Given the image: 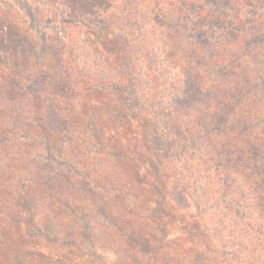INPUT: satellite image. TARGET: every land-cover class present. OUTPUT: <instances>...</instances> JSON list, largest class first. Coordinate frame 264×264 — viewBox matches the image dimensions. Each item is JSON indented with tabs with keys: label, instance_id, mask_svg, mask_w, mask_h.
<instances>
[{
	"label": "trees",
	"instance_id": "trees-1",
	"mask_svg": "<svg viewBox=\"0 0 264 264\" xmlns=\"http://www.w3.org/2000/svg\"><path fill=\"white\" fill-rule=\"evenodd\" d=\"M54 1H58L71 14L103 23V26L111 23L108 12L115 0ZM223 1L218 0L217 4H223ZM260 2L264 4L263 0ZM190 9H194L199 23L195 22L186 34L177 36L182 32L176 31V26L181 27L177 20L170 24L168 21L162 23L172 36L162 41L171 50L170 54L167 49L163 50V58L158 59L157 48L146 52L145 46L141 45L138 46L140 57L132 58L122 48V39L118 47L120 52L126 53V58L122 61L121 55L116 53L105 57L109 70L114 74L109 76L102 71L100 77L89 75L86 78L98 86L88 109L91 113L86 112L79 119V122L86 124L93 142L86 159L83 147L72 145L74 140L77 142L74 132L80 123L73 122L71 125L75 127L67 129L69 140L63 139L61 129H50L47 117L41 114L40 109V117L32 120V124L20 125L23 119L18 111H22L25 104L29 105L30 102L38 107L43 104L42 100L36 98L39 95L35 91H47L50 83L47 75L40 78L42 83H36L39 82L36 81L37 77L29 73L24 74L26 76L17 73L0 77V133L5 135L0 139V222H3V229L11 226L18 236L17 243L13 238H0V264H81L80 261L84 259L82 254L77 257L71 254L78 245L81 246L77 238L81 235L92 251L85 255L88 258L85 259L95 256L93 253H97V249L92 237L96 219H102L104 225L120 236L121 241L127 242L128 247L134 241L138 242L141 253L148 257L147 264H167L166 261H156L158 247L155 244L157 242L160 248L165 247L166 238L178 246L185 240L184 246L188 244L189 250L194 244L199 249L206 248L196 240L199 234L203 235L201 228L187 226L179 220L175 223L179 229L169 233L164 226V237L151 241L145 233L150 222L147 217H152L158 232L165 225L163 219L168 218L165 205H172V202L185 204L186 208L189 205L186 202L192 195L188 194L185 181L183 184H173V195L170 190L169 194L166 193L169 180L174 179L175 175V172L171 175L170 169L177 170L175 160L188 152L190 154L196 149L201 154L202 151L206 152L203 155L210 157L209 160L205 159L206 165L207 161L216 163L214 165L223 170L225 176L218 180L222 196L231 194V188L240 193V186H235L237 179L232 173H238L249 186L256 179L255 172L248 170L247 151L250 150L254 158L260 159V168L264 170V153H260L259 143L264 142V47L259 49L264 42L258 41L264 35V28L249 33L245 24L232 22V29L228 31L225 29L227 24L224 27L221 25L227 17L219 10L212 15L204 6L194 3ZM103 29L108 32L107 35L115 33V29L110 30L106 26ZM183 39H187V42H182ZM126 46L128 48L129 45ZM219 47L224 49L220 50ZM218 48L222 53L217 52ZM183 53L187 58L186 65L181 64L179 58ZM164 56H172L173 61L170 62L176 64L179 70L183 69V79L180 84L174 85L179 96L174 95L173 102L168 100L171 96L166 94L168 88L164 86L166 74L161 66ZM144 61L150 66L141 72ZM140 75L147 77L141 79ZM150 82L159 84L160 88L152 91L148 85ZM26 83H30V88ZM140 87H145L147 91H140ZM25 101L28 103L23 105ZM103 119H110L112 123L108 125L107 136L102 133ZM16 133L23 134L15 136ZM212 135L215 138L213 143ZM165 137L167 140H164ZM134 139L136 142L132 144ZM208 139L211 140L209 151L215 149V156L207 151ZM80 141L89 143L84 137ZM29 144L38 151L29 153ZM218 146L220 150H217ZM4 176L10 188L2 183ZM149 190L153 199L144 196ZM193 190L196 189L193 187ZM31 193L50 204V209L41 218L47 221L52 219L44 226L36 224L42 219L34 221L32 205L37 200L31 199ZM169 196H172L171 199ZM87 198L90 212H86L78 203ZM259 199L264 209V196ZM146 202L155 206L152 212L130 209L143 208ZM121 204L126 213L117 217ZM28 213L30 219L27 218L26 222ZM19 215L20 220L16 218ZM36 232L42 241L29 239ZM158 233L161 235V231ZM48 240L50 243H46ZM25 243L34 251L24 249ZM52 246H56L57 251L62 249L70 254L52 253L49 250ZM196 256V263L204 258L199 252ZM7 258L10 259L9 263Z\"/></svg>",
	"mask_w": 264,
	"mask_h": 264
},
{
	"label": "rangeland",
	"instance_id": "rangeland-1",
	"mask_svg": "<svg viewBox=\"0 0 264 264\" xmlns=\"http://www.w3.org/2000/svg\"><path fill=\"white\" fill-rule=\"evenodd\" d=\"M217 2L218 0H115L113 8L108 12L111 23L105 25L110 30L115 29L114 35L110 36L103 29L105 27L102 25L103 23H96L94 20L71 14L65 11L58 1L0 0V77H3L4 74L14 76L17 73L19 75L29 73V75L37 77L36 81L39 82L36 83H42L43 81L40 78L44 75H47L50 80L47 91L34 90L39 95L36 98L38 97L43 102L40 107L37 105L32 106L30 102L29 105H26L25 103H28V101L23 103V105L25 104L23 112L18 111L20 118L23 119L20 125L32 124V120L40 115L38 114L40 109L41 114L45 118L47 117V125L50 129L52 131L61 129L63 139L69 140L70 136L67 134V129L73 126L71 125L73 122L80 123L76 126L74 132L77 142L74 140L72 145L83 147L82 152L86 156L85 159L88 158L87 151L92 147L93 142L90 139V132L86 130V124L79 122V119L86 112L91 113L88 109L92 103V97L96 95L98 86L93 85L86 78L89 75L100 77L102 71L109 76L114 74L112 70H109V63L105 57L108 55L109 58L111 53H116L121 55L120 59L122 61L126 58V53L120 52L121 50L118 47L122 39L124 40L121 42L122 48L130 53L132 58L140 57L138 46L144 45L146 52L157 48L155 52L159 55L158 59H162L163 55L161 53L163 50L167 49V53H171V50L166 48L163 42L166 41L167 36L172 37L162 23L168 21L170 24L177 20L176 23L180 24L181 27L176 26V31H182L176 33L177 36L186 34V31L193 28L195 22L199 23L197 15L194 14V9H190L193 3L204 6L208 12H212V15H216L217 10L224 13L223 16L227 19L222 21L221 25L224 27L227 24L225 29L228 31L232 29L230 28L232 22L245 24L247 30L249 29V33L250 31L255 33L256 29L264 28V4L260 0H224V3L220 5ZM182 21L185 23H182ZM233 32L238 33V31ZM186 40L183 39L182 42L186 43ZM259 40L264 42V35L258 38ZM126 44L129 45L128 48ZM263 47L264 44L259 49L261 50ZM219 48L217 52L220 54L222 52L219 51ZM222 49L224 48H220V50ZM96 50L98 51L96 52ZM176 53L177 50H175L177 56ZM179 58L181 64L185 63L186 65L187 58H185L184 53ZM63 60L64 63H62ZM163 60L161 66L166 74L164 86L168 88L166 94L171 96V99L168 100L173 102V96H179L174 85L180 84L183 79L181 76V70L183 69L179 70L176 64L170 62L173 61L172 56H164ZM148 66L150 65H146L144 61L141 64V72L149 69ZM186 69L189 71V68L186 67ZM146 77L147 75H140L141 79ZM82 78L85 81L83 83H81ZM212 79H216V76ZM26 85L30 88V83H26ZM148 85L152 91L155 88H160V85L154 82H150ZM142 89L147 91L145 87L139 88L140 91ZM54 97H56V101ZM39 103L41 104V101ZM101 106L100 103L99 107ZM32 109L35 111L34 115ZM108 125H112L110 119H103L101 128L102 133L106 136V133H109ZM134 126L137 125L134 123ZM124 127L130 129L128 126ZM22 134L16 133L15 136ZM4 136L0 133V139ZM81 137H84L86 143L87 141L89 143L83 144L80 141ZM211 139L213 143L215 140L214 135ZM135 140L131 143H135ZM164 140H167V137ZM259 143L260 153H264V142L260 141ZM210 145L211 140L208 139L207 151L211 156H215L216 150L209 151ZM27 150L33 154L38 151V148L29 144ZM203 152L201 154L196 149L195 152L181 155V158L175 160L177 170L170 169L171 175H174V172L175 175L174 179L169 180L170 185L166 193L169 194L170 190L171 194L173 184H183L185 181L188 185V194L192 195H189V200L186 202L189 204L187 208L185 204L172 202L171 205L168 203L165 205V215H168V218L163 219L165 225L158 231H161V235L157 232L151 216L147 217L150 222L145 228V233L148 234L147 237L151 241H155L156 237H164V226H166L169 233L179 229L175 224L176 220H179L187 226H199L201 228L200 233H203V235L199 234L196 240L206 248L199 249L194 244L189 250L188 244L184 246L185 240H183L184 243H181L182 245L178 246L166 238L165 247L160 248L158 243H155L158 247H156V261H166L167 264H180V261L183 262L182 264H219V262L224 264H264V209L261 208L260 205L262 204L259 199L260 196H264V170L260 168L262 167L260 159L254 158L255 156L250 150L247 151L246 158L250 166L248 170L255 172L256 179L249 186L248 182L243 180L238 173H232L237 179L235 186H240V193L231 188L233 189L231 194L222 196V191H219L218 180L224 177L225 173L216 166V163L214 165L207 161L206 165L205 159L209 160L210 157L207 154H205V157ZM171 156L175 157L176 155L172 154ZM1 157L2 154H0ZM184 160L187 161L186 165ZM170 166L168 167L170 168ZM168 177L170 178V176ZM1 181L6 184V177H2ZM6 185L8 188L11 187L9 184ZM193 187L196 190L192 191ZM10 191L13 190L10 189ZM150 192V190L147 191L144 196L153 199L152 192ZM171 197L169 196L170 199ZM32 198L37 200L35 205H32L34 221L42 219L40 223L36 224L44 226L52 219L51 217L47 221L45 218H41L50 209V204L44 198L39 200L35 193H31ZM88 199L78 201L86 212H90ZM142 200L145 202L144 198ZM122 205L117 217L125 216L126 209ZM180 208H182L181 212H178ZM130 209L140 211L144 209L147 212H152L155 206L146 202L143 204V208ZM67 212L70 213L68 209ZM16 218L22 219L21 215ZM27 218L30 219L29 213L25 216L26 222ZM93 226L95 230L92 242L97 249V253H93L95 256L89 260L85 259L87 258L85 255L92 251L81 235L77 236L81 246L78 245V248L71 250L74 252L71 254L74 257L82 254L84 259L80 261L81 264L148 263V257L141 253L142 250L139 248L138 242L134 241L132 246L128 247L127 242L125 241V244L121 241L118 238L120 236H117L111 228L104 225L102 219H96ZM15 233L11 226L3 229V222H0V238L3 236L13 238L17 243L16 237L18 236ZM39 237L38 232H36L34 235H30L29 239L42 241V238ZM46 243H50L49 240ZM23 248L34 251L29 249L27 243L23 245ZM49 250L57 254H70L63 252L62 249L57 251L56 246H52ZM197 252L202 254L204 258L196 263ZM168 259L171 261H167ZM176 259H178V262ZM7 260L9 263L10 259L7 258Z\"/></svg>",
	"mask_w": 264,
	"mask_h": 264
}]
</instances>
